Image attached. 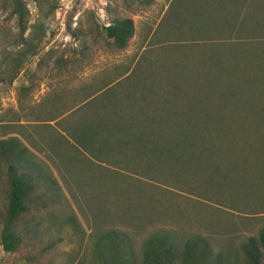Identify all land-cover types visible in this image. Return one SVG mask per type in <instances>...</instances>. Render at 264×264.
Here are the masks:
<instances>
[{"label":"rangeland","instance_id":"1","mask_svg":"<svg viewBox=\"0 0 264 264\" xmlns=\"http://www.w3.org/2000/svg\"><path fill=\"white\" fill-rule=\"evenodd\" d=\"M25 1L29 16L24 33L15 17L0 13V140L18 139L31 153L30 170L44 171L49 182L55 181L57 188L51 191L37 179L35 186L43 185L39 191L44 188V193L34 195L46 208L33 209L24 221L39 222L33 230L41 245L60 241L53 253L56 263L90 264L95 232L113 229L127 233L137 255L147 238L162 231L181 245L201 237L212 254L223 253L230 262L245 264L242 245L264 228V193L197 192L191 183L181 182L179 188L152 179L150 169L108 165L73 146L68 129L76 101L114 80L124 90L127 82H135L129 78L146 79L154 64L142 59L148 49L156 52H150L151 60L165 58L171 50L165 45L177 43H182L179 49L173 47L178 55L187 48L199 51L218 45L241 51L258 71L248 74L250 84L240 94V109L264 117V0H153L147 6L139 0H50L42 7ZM215 15L232 22L234 31L216 34L203 29V20ZM122 17L132 19L135 32L124 49H116L101 35V26ZM68 26L79 34V41L72 39ZM4 187L1 166L0 192ZM69 215L79 222V232L66 221ZM33 251L23 246L8 254L0 246V264H29L23 257Z\"/></svg>","mask_w":264,"mask_h":264},{"label":"trees","instance_id":"2","mask_svg":"<svg viewBox=\"0 0 264 264\" xmlns=\"http://www.w3.org/2000/svg\"><path fill=\"white\" fill-rule=\"evenodd\" d=\"M33 1L39 7L50 2ZM152 1L139 0V4L147 6ZM26 5L25 0H0V13L15 17L21 33L27 30ZM50 8L54 14L56 5ZM234 14L239 17L240 10ZM203 22H199L203 29L210 28L216 34L235 29L232 22L219 15ZM67 30L73 40H80L70 26ZM134 32V23L127 17L101 26V35L116 49H124ZM180 44L165 45V50L171 48L168 56L159 55L153 61L150 52H156L148 49L149 55L145 58L144 54L142 59L154 64L146 79L129 78L135 82H127L124 90L114 80L76 101L79 105L72 110L68 129L72 145L108 165L150 169L147 174L152 179H165L179 188L191 183V190L204 193H264V117L251 115L239 105L245 84H250V76L258 70L241 51L218 45L199 51L187 48L178 55L173 47L179 49ZM80 54L85 58L83 52ZM216 95L220 96L218 100ZM30 157L18 139L0 140V167H5V187L0 192V246L8 254L31 247L34 251L23 257L29 264H58L53 253L60 241L41 245L33 230L39 222L28 225L24 221L33 209L46 208L42 198L34 195L44 193V188L39 191L43 185L35 186L37 179H43L51 191L57 188L46 172L30 170L34 169L28 167L34 164ZM153 171L163 173L157 176ZM37 201L41 207H37ZM66 221L79 232L75 216L69 215ZM93 237L90 264H234L223 253L212 254L208 241L196 236L181 245L169 233L156 232L143 243L138 255L124 231L95 232ZM242 252L245 264H264V228L257 237L247 239Z\"/></svg>","mask_w":264,"mask_h":264}]
</instances>
